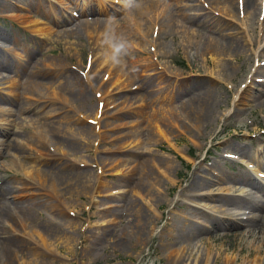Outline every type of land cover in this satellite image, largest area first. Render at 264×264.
<instances>
[{
    "label": "rangeland",
    "instance_id": "1",
    "mask_svg": "<svg viewBox=\"0 0 264 264\" xmlns=\"http://www.w3.org/2000/svg\"><path fill=\"white\" fill-rule=\"evenodd\" d=\"M10 1L0 0L10 11L9 15L0 12V51L9 59L0 66V98L11 100L0 101V118H19L17 126L8 127L10 137L18 139L21 152L30 154L36 163L17 165L11 154L3 153L0 177L24 185L19 187L21 199L47 203L41 209L43 227L9 224V235L29 243L23 252L18 250L16 264H176L180 257L181 264H205L206 258L207 264H232L238 252L242 256L236 264L257 259L253 255L245 259L259 244L247 240L239 246L234 234L241 227L212 229L216 217H227L202 196H259L253 190H239L243 185L230 181L245 168L225 157L229 152V157L245 158L254 168L249 166L250 175L264 174L254 158V151L264 145V95L257 96L264 90V65H259L258 74L253 72L254 53L264 45V28L255 24L258 9H248L246 14L249 43L241 47L243 52L214 55L197 46L207 43L210 36L228 35V25L241 29L244 13H238L234 3L227 4L231 13L225 14L211 0H156L154 30L142 37L147 42L140 50L128 37L131 54L121 70L105 63L100 52L110 17L118 32L128 35L126 30L131 28L130 34L134 32L132 23L126 22L128 16H139L126 10L123 0L109 2L114 10L108 14L97 10V3L106 0ZM32 1H40L38 9ZM146 2L140 0L141 5ZM185 5L197 6L185 8L187 14L197 12L198 19L206 14L226 26L211 33L198 26V21L188 23L187 16L179 15V6ZM161 12L173 17L172 25L159 26ZM149 21L141 18L144 31ZM74 22L76 32L70 30ZM40 28L51 30L41 32ZM258 58V64L264 63V55ZM181 62L183 69L175 65ZM117 76L127 85L114 84ZM64 82L82 91V98L70 97ZM202 87H208L214 97L205 125L195 120L201 112L189 117L186 107L188 97ZM131 93L134 99H129ZM13 101L37 110L3 115L14 109ZM27 117L40 123L33 125ZM51 126L58 129L59 139L48 132ZM38 132L43 135L39 144ZM47 163L72 172L89 171L90 176L79 178L81 184L70 197L67 185L59 178L53 182L51 173L57 171L49 170ZM258 179L264 185V175ZM199 181L204 186L193 187ZM53 202L58 209L51 210ZM51 220L56 226L52 224L54 231L48 232L46 224ZM175 221L207 226L201 232L203 242L185 251L168 241Z\"/></svg>",
    "mask_w": 264,
    "mask_h": 264
},
{
    "label": "bare ground",
    "instance_id": "2",
    "mask_svg": "<svg viewBox=\"0 0 264 264\" xmlns=\"http://www.w3.org/2000/svg\"><path fill=\"white\" fill-rule=\"evenodd\" d=\"M12 1V0H11ZM10 1V2H11ZM24 1V0H20ZM106 2L99 1L97 3V10L101 14H108V11H113L114 7H111V4L109 2H114L112 0H106ZM205 1V0H204ZM231 1V5L234 3L237 7L238 13L242 11L244 13L242 19L240 20V27L241 29H232L231 25H228V35H220L218 37H211L208 38L207 43H200V46H197L198 49L205 50L207 53H211L214 55H228V56H235L240 51L241 47H244V43H248L247 38V32L248 29V16L246 15L248 13V9H258V16L255 19V24L259 26V29L262 30L264 28V20L260 22L261 19V11H264V0H241V6L239 0H211L212 5H215V7L221 12L225 14H230L229 10V4ZM33 2V1H32ZM40 1H34L32 5L36 6L33 8L38 9ZM157 4L158 2L156 0H147V2L144 5L140 4V7L138 9H135L133 11H136V15L139 16V18L133 16L129 17L126 22V24L132 23L133 27V33L132 28L126 30L127 37L131 38L133 40L134 47H138L140 50L141 48L145 47V43L147 40L142 39L143 36H148V33H152L154 30V25L156 16L158 15L157 10ZM224 4V5H222ZM222 5V7H220ZM5 4L0 3V12H6L7 15H9L10 11H7L5 9ZM23 6V4H22ZM197 6L192 5H185V7L179 6V15L180 16H187L188 23L197 22V25L200 26L203 30H206L208 32L216 33L217 31H220L221 28H224L226 25H223L224 23L220 22L218 19H215L214 17L203 15L204 17L201 19H198L199 15L196 12L193 15L187 14L185 11L186 9H195ZM92 11V6L88 8V12ZM230 12V13H229ZM161 17L159 19V26L163 27L167 26L169 24H173V17L169 14L160 13ZM159 14V15H160ZM145 16V18H149L150 26L145 27V31L141 28V18ZM133 18V19H132ZM220 22V23H219ZM76 22H74L70 26L71 31H75L74 28ZM152 23V24H151ZM51 28H48L47 30L40 28L38 31H50ZM219 35V34H218ZM231 36V37H228ZM72 37V36H71ZM14 41V40H13ZM191 46H194L191 44ZM243 50V49H242ZM35 50H32L30 54L34 53ZM257 54V53H256ZM33 55V54H32ZM31 56V55H30ZM257 60V59H256ZM7 61L9 62L8 57L4 59L1 56L0 51V66L4 67V64H7ZM103 62H101L102 64ZM119 69V68H118ZM261 68H258L257 74ZM39 70V69H38ZM34 71V69H32ZM261 73L264 75V69L261 70ZM264 78V76H261ZM30 76H26V81L29 82L31 79H29ZM123 82V85L125 84L123 81L122 76H117L116 80L114 81V84H120ZM42 85V84H41ZM68 82L65 84L63 89L64 91L72 98L75 99H81L82 98V91L76 92L75 88H68ZM73 85V83H72ZM125 84L124 86H126ZM40 87V86H39ZM262 94H258L259 98H261L264 95V90L261 91ZM211 91L208 87H202L199 89L198 94H192L188 97L187 101L189 105H187V110L191 111L188 113L189 115H194L197 112H201L200 115H198L195 120L197 123H201V121H204L201 123V125H205V122L209 121V117L211 116L210 108L212 106V103L214 101V97L211 95ZM250 96V95H249ZM252 97L256 96H251ZM135 96L131 93V96L129 99H134ZM249 98V97H248ZM247 98V99H248ZM208 99V100H207ZM0 101H11L10 99H3L0 98ZM82 103H85L84 101H81ZM212 102V103H211ZM241 102H245L244 99H241ZM11 104L14 105V109L12 110L11 107L9 108L10 112L7 113L6 111H3V115H6L7 117L14 116V113L17 112L19 114H25L27 112H34L37 110L36 107L33 109H30V107L27 106L25 102H21L19 104H16L15 101L11 102ZM261 104H264V101H261ZM196 107L193 108L192 106ZM210 106V107H209ZM7 113V114H6ZM35 113V112H34ZM96 114V113H95ZM190 117V116H189ZM19 118L16 119H10V118H0V155L3 153L11 154L12 157H14L16 164H23L24 166L27 165L30 161L32 163H36V159L32 158L30 154H24L22 153V149L18 144V139H14V137H10V131L8 127H15L17 126L16 121ZM28 121L31 122L33 125L35 123L39 124L40 122H34L33 118H28ZM51 135L59 139L61 136L59 135V131L56 127L51 126L50 131ZM39 136H36L35 139H37L38 144L41 143L40 136H43L38 132ZM75 148V147H74ZM21 153V154H20ZM264 153V145L260 144L259 147L254 151L255 154V160L257 163L261 164V169L264 167V156H261L260 154ZM226 154H232L229 152H226ZM20 155L21 156L20 158ZM235 156V155H234ZM29 161V162H27ZM234 161V160H233ZM237 162L241 164H245L248 168L251 166V162L246 160L245 158H239ZM40 163V162H39ZM38 165V164H36ZM35 166V164H34ZM46 166L50 167L49 170L57 171L52 172V180L56 183V179L59 178V180L68 186L69 188V194L70 197H73L75 186H78L81 184V181L79 178L84 179L86 178V175L90 176L89 171H76L72 172L71 170H66L65 168H62L59 165H56L55 163H47ZM259 167V166H257ZM254 169V168H253ZM247 171V173L245 172ZM245 171H239V173H236L232 177H230L231 182H237L240 183L243 186L239 190H253L254 193H258L259 196L256 198H253L251 196H243V198L239 199H227L222 196H215V195H203L202 197L208 200H212L215 204L211 206V208H214L215 211H219L221 216L227 217V219L221 220L219 218H215L212 223V229L215 228H222V230H229L231 228L241 227V230L239 232H236L234 234L235 237L239 239L240 242H237L239 246L246 243V241L251 242H257L259 245L253 248L252 250H249L247 254L245 255V259L257 256V259H253L251 261V264H264V253L262 252V245L264 244V224H263V218H264V185L259 181L258 177H254L250 175L248 170ZM250 171V170H249ZM260 173H263L260 171ZM32 176V174L25 173V175ZM262 175V174H261ZM15 177H19V174H15ZM202 181H199L198 183H195L194 186H199V188L203 187ZM17 181H8L4 177H0V264H16V254L18 250L20 249L21 252H23V248H26L29 244L28 242L18 238L13 237L9 235V224L12 225H22L24 223H28L30 225H37V226H44V222L40 221L41 216V209L45 208L47 206V203L38 200V198H31L27 200H23V196H21V190L19 187L24 188V185L18 186ZM253 194V193H252ZM49 206L51 210L58 209V206L56 203H49ZM130 208V205L128 206ZM135 208V207H133ZM130 213V210H128ZM58 214H61V212H58ZM135 216L137 218V222L139 220L138 211H136ZM56 226L53 221L51 220V223L49 222V225L46 224V230L54 231V228L52 226ZM132 225V224H129ZM208 229L207 226H195L192 224L187 223L186 221H182V223L175 221L172 224L171 230L169 231L170 236H168L167 240L172 241V243L180 244L182 248L185 251L194 249L198 243H202L203 239L201 238V232L204 230V228ZM58 229H55L56 232ZM132 231L135 233L134 229ZM167 237V236H166ZM209 240V239H208ZM205 248L207 251H209V244L207 241H204ZM249 248V247H248ZM186 253V252H185ZM34 256H38L37 252H33ZM242 253L238 252L236 257L234 256L233 259L230 260L232 264H236L238 261L241 260ZM183 258H179L176 264H181ZM228 262L229 259H226ZM208 259L206 258L205 264H207ZM215 263V260H214ZM228 264V263H227Z\"/></svg>",
    "mask_w": 264,
    "mask_h": 264
},
{
    "label": "clouds",
    "instance_id": "3",
    "mask_svg": "<svg viewBox=\"0 0 264 264\" xmlns=\"http://www.w3.org/2000/svg\"><path fill=\"white\" fill-rule=\"evenodd\" d=\"M123 6L131 12L140 7V0H123ZM131 49V41L125 34L117 31L114 18L110 17L105 25L101 41L100 55L105 63L110 64L113 68L125 69L127 67L126 59L130 56Z\"/></svg>",
    "mask_w": 264,
    "mask_h": 264
}]
</instances>
